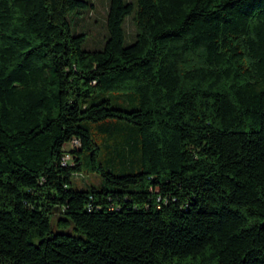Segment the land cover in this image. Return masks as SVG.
<instances>
[{"label":"trees","instance_id":"trees-1","mask_svg":"<svg viewBox=\"0 0 264 264\" xmlns=\"http://www.w3.org/2000/svg\"><path fill=\"white\" fill-rule=\"evenodd\" d=\"M93 8L0 0V264H264V0Z\"/></svg>","mask_w":264,"mask_h":264},{"label":"rangeland","instance_id":"rangeland-1","mask_svg":"<svg viewBox=\"0 0 264 264\" xmlns=\"http://www.w3.org/2000/svg\"><path fill=\"white\" fill-rule=\"evenodd\" d=\"M90 1L94 5L92 10H76L68 16V21L73 34H86L83 49L95 51L102 49L105 45V39L107 36L106 18L108 15L110 0ZM126 30L130 37V39H127V43L131 44L135 41L136 30L133 19L130 17L126 22ZM108 158L109 155H106L105 149H103V152H101V160H103L105 166L107 165ZM82 162V172L73 177L74 187L80 190H86L92 187L99 188L104 183L103 178L100 174H97L90 169L88 165V157L86 155L83 156Z\"/></svg>","mask_w":264,"mask_h":264},{"label":"built area","instance_id":"built-area-1","mask_svg":"<svg viewBox=\"0 0 264 264\" xmlns=\"http://www.w3.org/2000/svg\"><path fill=\"white\" fill-rule=\"evenodd\" d=\"M69 159H70V158H69V157H67V158L65 159V162H66V161H69ZM65 162H64V163H65Z\"/></svg>","mask_w":264,"mask_h":264}]
</instances>
